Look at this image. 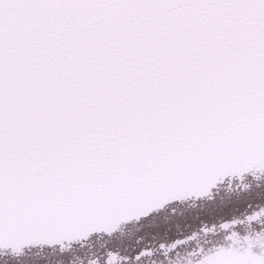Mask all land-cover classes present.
<instances>
[{"label": "snow or ice", "instance_id": "snow-or-ice-1", "mask_svg": "<svg viewBox=\"0 0 264 264\" xmlns=\"http://www.w3.org/2000/svg\"><path fill=\"white\" fill-rule=\"evenodd\" d=\"M0 264H264V0H0Z\"/></svg>", "mask_w": 264, "mask_h": 264}]
</instances>
